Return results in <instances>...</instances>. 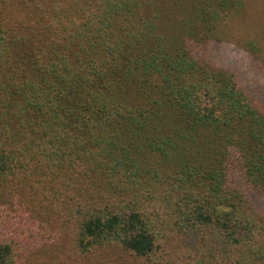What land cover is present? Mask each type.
<instances>
[{
    "label": "trees",
    "instance_id": "trees-1",
    "mask_svg": "<svg viewBox=\"0 0 264 264\" xmlns=\"http://www.w3.org/2000/svg\"><path fill=\"white\" fill-rule=\"evenodd\" d=\"M236 3L0 0V191L77 261L264 264V94L219 63Z\"/></svg>",
    "mask_w": 264,
    "mask_h": 264
},
{
    "label": "rangeland",
    "instance_id": "rangeland-1",
    "mask_svg": "<svg viewBox=\"0 0 264 264\" xmlns=\"http://www.w3.org/2000/svg\"><path fill=\"white\" fill-rule=\"evenodd\" d=\"M236 8L237 13L225 28L219 63L235 70L242 82L264 94V0H237ZM7 193L0 191V220L12 228L9 238L20 246L19 264H137L113 248L77 261L65 247L69 246L68 228L57 212L44 204L36 212L30 210L32 218L26 217ZM256 211L264 213V206L258 204ZM168 246H174V242Z\"/></svg>",
    "mask_w": 264,
    "mask_h": 264
}]
</instances>
